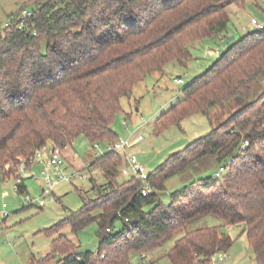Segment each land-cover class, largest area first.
<instances>
[{"label": "trees", "instance_id": "trees-1", "mask_svg": "<svg viewBox=\"0 0 264 264\" xmlns=\"http://www.w3.org/2000/svg\"><path fill=\"white\" fill-rule=\"evenodd\" d=\"M246 1L30 0L33 15L24 27H18V13L0 35L1 179L16 177L22 161L30 167L34 153L49 144L64 151L80 137L93 147L116 142L112 125L122 100L167 65L186 66L193 43L227 41V8ZM229 43L154 130L233 103L228 120L150 173L155 193L148 197L141 195V182L120 178V155L96 158L91 166L106 184L98 188L92 179L96 198L45 231L52 251L41 264H133V254L153 253L171 241L165 255L171 264H211L234 239L219 227L190 230L207 216L221 219L226 229L241 226L257 264H264V91L258 94L264 28ZM207 157L218 165L214 174L188 183L163 204L159 193L166 182ZM220 168L225 173L217 179ZM18 187V194H28L24 179ZM92 224L98 227L96 251L79 252L61 232L69 226L79 233Z\"/></svg>", "mask_w": 264, "mask_h": 264}, {"label": "rangeland", "instance_id": "rangeland-1", "mask_svg": "<svg viewBox=\"0 0 264 264\" xmlns=\"http://www.w3.org/2000/svg\"><path fill=\"white\" fill-rule=\"evenodd\" d=\"M33 6L30 0H0V35L12 16ZM227 13L230 17L227 41L220 43L207 38L193 43L189 48L192 59L186 66L175 63L167 65L163 73H152L135 86L130 98L122 100L123 111L115 117L112 128L118 140L135 141L138 137H144V141L127 150L126 154H136L139 163L149 173H153L171 156L183 151L191 143L208 135L213 128L226 122L234 111L233 103L225 104L211 109L209 116L196 114L170 124L159 134L154 130L157 120L183 99L182 90L194 79L202 76L218 60L219 57L213 56L212 52H219L221 56L229 48L230 38L238 41L244 35L255 31L256 29L251 26L252 20L264 27V0L258 2L247 0L243 5H231L229 9L227 8ZM179 79L183 81L182 85L177 83ZM263 91L264 87L258 94ZM108 147L107 142L102 143L99 151H96L88 140L80 137L64 150L66 173L80 172L85 178L60 184L54 191V201L42 209L37 205H28L23 200L24 195L16 193L15 178L10 177L11 180L7 182L0 177V211L5 203L8 214L7 219L0 222V264H41V260L52 251V238L45 231L60 226L71 212H76L84 206V200L96 198L92 179L98 188L106 184L101 170L91 164L96 158L108 153ZM216 168L218 165L211 157L195 163L187 171L166 182V190L159 193L161 201L169 205L172 193L192 181L211 176ZM32 172L33 178L30 171L22 174V178L28 195L37 199L41 195L40 168L34 166ZM4 191L9 193L5 200L1 197ZM151 209V206L145 207V211ZM223 224V221L215 216L200 217L191 223L190 230L219 227L221 232L228 233L234 239L232 247L227 252L229 258L220 264H257L254 251L245 234H242L243 228L235 226L226 229ZM115 226L118 228L120 222ZM97 231V225L92 224L79 233H73L69 226L63 228L61 232L79 247V252H88L97 250L99 244ZM173 246L174 241H171L163 249L145 254L147 259L143 263L171 264L165 255ZM131 259L133 264L142 263L138 255L133 254Z\"/></svg>", "mask_w": 264, "mask_h": 264}, {"label": "built area", "instance_id": "built-area-1", "mask_svg": "<svg viewBox=\"0 0 264 264\" xmlns=\"http://www.w3.org/2000/svg\"><path fill=\"white\" fill-rule=\"evenodd\" d=\"M32 11L25 9L22 10L17 16L16 21L19 28L24 27L26 21L32 16ZM13 19H11L6 26H9ZM5 26V27H6ZM251 26L256 30H263L264 27L260 26L255 20H252ZM213 56L219 57V52H212ZM179 85L183 84L181 79L177 80ZM144 141V137H138L135 141L120 139L109 145L108 150L120 155L124 160V166L121 168V177L125 180L134 178L142 183L141 195L143 197H148L155 193V189L150 182V173L147 169L139 163L137 155L131 154L127 155L126 151L133 149L138 143ZM248 143H245L247 146ZM94 149L99 151L100 145L96 144ZM32 167L38 166L40 168V187L41 195L37 199H33L30 195L24 194L23 200L30 206H36L40 209L44 208L49 202L54 201V191L55 189L63 183H71L73 180H82L85 178L80 172H73L72 174L66 173L65 161L63 157V150L57 146L45 147L37 150L34 153V157L31 162ZM32 167H29L25 161H22L19 165V173L15 178L16 184L14 190L16 193L19 191L18 185L23 180L22 174L31 172V178L34 177L32 172ZM225 173V168H220L215 173V178H221ZM12 178V177H11ZM9 178L6 179L9 182ZM1 197L3 200L9 197L8 192H2ZM7 205L4 203L0 211V222L5 221L8 217L6 212ZM227 253H221L216 256L211 264H220L228 259ZM147 259L145 254L139 255V260L144 264Z\"/></svg>", "mask_w": 264, "mask_h": 264}, {"label": "water", "instance_id": "water-1", "mask_svg": "<svg viewBox=\"0 0 264 264\" xmlns=\"http://www.w3.org/2000/svg\"><path fill=\"white\" fill-rule=\"evenodd\" d=\"M233 40H234V38H230V39H229V42H232Z\"/></svg>", "mask_w": 264, "mask_h": 264}, {"label": "crops", "instance_id": "crops-1", "mask_svg": "<svg viewBox=\"0 0 264 264\" xmlns=\"http://www.w3.org/2000/svg\"><path fill=\"white\" fill-rule=\"evenodd\" d=\"M230 7H231V6H229L228 9H229ZM221 42H222V41H221ZM48 147H51V146L49 145ZM134 148H135V147H134ZM33 167H34V166H33ZM33 167H32V168H33Z\"/></svg>", "mask_w": 264, "mask_h": 264}]
</instances>
